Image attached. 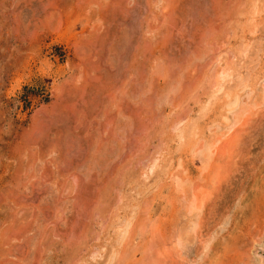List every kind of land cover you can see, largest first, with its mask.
Returning <instances> with one entry per match:
<instances>
[{
    "label": "rangeland",
    "instance_id": "374dc122",
    "mask_svg": "<svg viewBox=\"0 0 264 264\" xmlns=\"http://www.w3.org/2000/svg\"><path fill=\"white\" fill-rule=\"evenodd\" d=\"M263 245L264 0H0V264Z\"/></svg>",
    "mask_w": 264,
    "mask_h": 264
},
{
    "label": "bare ground",
    "instance_id": "6f19581e",
    "mask_svg": "<svg viewBox=\"0 0 264 264\" xmlns=\"http://www.w3.org/2000/svg\"><path fill=\"white\" fill-rule=\"evenodd\" d=\"M261 239V238H260ZM258 245H260V243L258 244ZM264 246V245H263ZM264 248V247H263ZM252 249V248H251ZM252 256V255H251ZM250 261V260H249ZM247 264V263H246ZM252 264V263H251Z\"/></svg>",
    "mask_w": 264,
    "mask_h": 264
},
{
    "label": "trees",
    "instance_id": "16d2710c",
    "mask_svg": "<svg viewBox=\"0 0 264 264\" xmlns=\"http://www.w3.org/2000/svg\"><path fill=\"white\" fill-rule=\"evenodd\" d=\"M39 95H43V93L39 94Z\"/></svg>",
    "mask_w": 264,
    "mask_h": 264
}]
</instances>
